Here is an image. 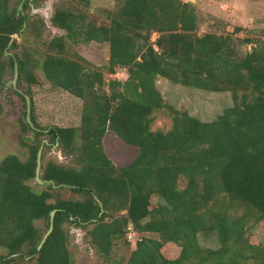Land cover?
I'll use <instances>...</instances> for the list:
<instances>
[{
	"label": "trees",
	"instance_id": "16d2710c",
	"mask_svg": "<svg viewBox=\"0 0 264 264\" xmlns=\"http://www.w3.org/2000/svg\"><path fill=\"white\" fill-rule=\"evenodd\" d=\"M32 1L38 0H0V87L16 61L18 88L12 90L22 101L17 141L25 154L0 161V247L7 251L0 264H72L71 225L91 226L86 234L104 259H111L118 240L130 242L135 248L125 264H264V244L245 236L249 212L231 216L228 204L216 201L224 193L254 210V220H264V40L246 39L254 45L239 56L230 35L197 33L189 1L115 0V8H103L98 17L89 11L90 0H79L78 8L54 9L51 23L64 34L44 41L41 62L25 45L7 55L19 46L14 35L34 21ZM39 24L42 31L43 21ZM92 40L108 45V74L125 68V79L107 80L102 68L70 49ZM38 65L52 87L82 101L77 126L37 122L32 85ZM158 76L229 91L233 104L202 121L165 102L155 84ZM166 109L170 128L152 129L153 116ZM108 130L138 149L132 161L113 163L103 143ZM55 145L64 155L76 154V164L46 158L45 148ZM40 148L39 176L54 184L35 182ZM62 189L79 197L63 198ZM54 209L52 229L39 246ZM129 224L134 241L127 238ZM209 231L217 234L215 248L199 244L198 233ZM172 246L178 247L176 256ZM26 257L27 263L21 261Z\"/></svg>",
	"mask_w": 264,
	"mask_h": 264
},
{
	"label": "rangeland",
	"instance_id": "374dc122",
	"mask_svg": "<svg viewBox=\"0 0 264 264\" xmlns=\"http://www.w3.org/2000/svg\"><path fill=\"white\" fill-rule=\"evenodd\" d=\"M19 0H12L18 2ZM194 4L197 14V33H216L228 34L233 39V44L239 56L251 50L254 42L246 43V39L264 40V0H183ZM79 0H38L32 1L30 8V17L34 19L29 28L24 30L20 36L14 35L18 41V47L10 49L9 52H19L23 45L30 48V54L42 60L45 52L44 41L54 36L64 34L62 29L54 27L51 23V15L56 7L80 6ZM37 4V5H34ZM115 0H90L89 11L98 17H103V8H115ZM101 9V10H100ZM39 20H42V31L39 29ZM36 33V31H38ZM157 34L153 32L151 39L155 40ZM72 52L77 53L87 59L91 65L102 68L106 73V79L119 78L125 79L127 71L125 68L118 69L114 74H108L106 70L109 48L106 43L89 41L86 43L72 44ZM9 55V54H7ZM33 57H31L33 59ZM13 73L9 71L4 82L0 87V103L2 110L0 114V161L7 154H17L24 158V150L17 141L19 133V121L22 117V101L13 93L12 84ZM37 83L32 85L34 115L37 122L42 126L53 125H78L80 120V110L82 101L72 94L52 87L46 80L41 65L34 68ZM156 87L161 92L165 102L190 115L197 117L202 121H211L222 113L224 108L231 106L233 100L229 91H208L180 85L170 80L158 76L156 78ZM16 88L17 82H16ZM254 94H248L249 98ZM171 116L168 110L158 111L153 116L152 129L167 130L171 126ZM104 149L110 159L116 165L126 164L132 161L138 149L135 146H129L121 141L112 131H107L104 138ZM45 157H52L64 165H75L76 154L70 153L64 155L56 145L45 148ZM33 185V181H30ZM185 184V181L182 185ZM43 186V185H40ZM63 198H76L78 194L69 189L60 191ZM217 203L228 204V212L231 216H238L246 211L249 212V220L245 226V236L252 242L264 244V220H254L256 214L254 210L247 206L230 202L224 193H217ZM157 199L152 200L156 204ZM110 220V218H107ZM38 226L45 230V221L36 222ZM91 226L81 228L75 225L67 226L69 231L68 248L73 257L72 264H125L128 255L134 247L130 242L123 239L118 240L111 252V259H104L99 255L91 244L86 232ZM48 230V229H46ZM149 235V234H148ZM151 236H154L150 234ZM198 241L202 247L215 248L219 245L218 237L215 232H199ZM173 247V246H172ZM178 247L174 246L172 256H176ZM7 257V251L0 247V259ZM17 255H11L8 258L16 259ZM21 261L27 263L29 259L23 258ZM117 261V262H115Z\"/></svg>",
	"mask_w": 264,
	"mask_h": 264
},
{
	"label": "water",
	"instance_id": "95a60500",
	"mask_svg": "<svg viewBox=\"0 0 264 264\" xmlns=\"http://www.w3.org/2000/svg\"><path fill=\"white\" fill-rule=\"evenodd\" d=\"M9 45H10V43H9ZM6 54L12 55V53L9 51H6ZM13 72L14 73H13L12 84L14 85V88H16V82H17V78H18V67H17L16 61L14 62ZM25 99H26V112H27L26 113V120L28 123H30L32 125L31 118H30V99L27 95H25ZM40 157H41V148L39 149L38 154H37V166H36V172H35V182L38 185L54 184V182L52 180H43L40 178V176H39V173H40ZM55 187H57V186L55 185ZM55 211L56 210L54 209L50 212L49 227H48V230L46 231V233L44 234L39 246L42 244L45 237L48 235V233L52 229Z\"/></svg>",
	"mask_w": 264,
	"mask_h": 264
},
{
	"label": "built area",
	"instance_id": "2783aa9c",
	"mask_svg": "<svg viewBox=\"0 0 264 264\" xmlns=\"http://www.w3.org/2000/svg\"><path fill=\"white\" fill-rule=\"evenodd\" d=\"M127 238L129 241H134L137 239V234H136L132 224H129L127 227Z\"/></svg>",
	"mask_w": 264,
	"mask_h": 264
}]
</instances>
